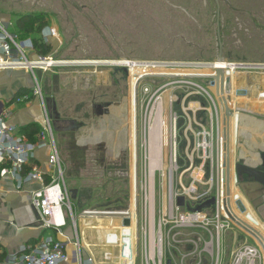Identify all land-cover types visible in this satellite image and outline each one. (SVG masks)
<instances>
[{"label":"rangeland","instance_id":"rangeland-1","mask_svg":"<svg viewBox=\"0 0 264 264\" xmlns=\"http://www.w3.org/2000/svg\"><path fill=\"white\" fill-rule=\"evenodd\" d=\"M217 3L225 63L264 64V0ZM25 15H44L46 26L41 30L36 25L19 29L17 20ZM216 20V0H0V23L18 46L34 50L33 40L40 39L51 48L49 54L41 57L66 62H155L183 65L172 69L193 71L195 65L206 67L216 62ZM51 28L56 31L54 38L49 37ZM205 67L200 70L204 76L161 77L156 72L137 86L134 76L109 65H69L50 72L35 71L56 132V122L63 123L57 143L63 152L64 166L69 165L67 175L71 181L67 182L74 190L76 200H72L78 212H124L129 209L132 195H140L138 186L143 180L151 184L155 210L159 204L167 210L170 170L174 191L187 188L192 177L199 180V191L205 190V183L212 176L211 198H220L225 170L215 131L213 168L210 164L204 168L200 157L194 154L195 134L211 130L206 126L205 115L212 108L214 115L219 112L210 90L209 77L214 72ZM28 76L34 87L31 74ZM53 89L59 94L55 101ZM158 99L163 101L161 114L165 121L177 117L176 165L172 163L169 138L160 147V158L156 142L163 143V139H152L160 131L155 120L157 109H161ZM95 107H107L111 116L95 114ZM149 126L153 127L148 135ZM100 132L106 138H100ZM163 133L167 136V127ZM190 165L197 171L189 169ZM236 214L241 216L237 211ZM95 222L91 218L81 224L84 244L89 248L86 252L93 255L97 264H107L108 255L114 263L116 256L102 247L105 231L87 227L98 225Z\"/></svg>","mask_w":264,"mask_h":264},{"label":"built area","instance_id":"built-area-1","mask_svg":"<svg viewBox=\"0 0 264 264\" xmlns=\"http://www.w3.org/2000/svg\"><path fill=\"white\" fill-rule=\"evenodd\" d=\"M49 37H56L54 28L49 30ZM33 52L34 50H30V48L18 46L15 38L9 35L0 23V72L24 71L31 74L34 80L31 94L19 96L11 106L26 105L35 99L39 108V114L35 119V123L39 126L37 141L31 143L22 135L18 127L10 123V108L1 106L0 170L16 183L18 190L22 188L24 181L37 186L38 189L31 192V206L36 212L39 228L48 232L49 235L35 246L21 247L15 255L0 259V264H65L70 259L74 260L75 264H97L92 254L86 252L84 255L78 237L79 226L82 222L91 218L96 219V215L88 212L79 213L74 208L64 162L57 143L52 113L43 96L40 83L36 80L35 71L50 72L51 69H60L69 65H109L120 68L130 77L133 75L137 80V86L142 79L152 77L161 68L170 70L183 65L126 60L107 62V64H100L96 61L66 62L51 56L33 57ZM216 63L206 67L198 64L193 68L201 70L203 67H211L215 75V71L219 69ZM133 68L137 71L139 69V73L132 74ZM221 69L231 79L238 74H262L264 73V64L225 63ZM214 75L209 77V80H211L210 90L216 98L212 80ZM161 77L164 76L161 75ZM196 78L194 77V79ZM158 101V106L161 105V109H157L155 120L157 126L160 124L159 137L163 139V143L159 140L160 147H164V140L169 138L168 144L173 150L172 163L176 165L177 136L175 128L177 117L171 116L168 121H165L161 114L163 101L162 99H158ZM213 106L216 111V105ZM218 107L219 112L215 114L217 120L222 115L220 106L218 105ZM151 127L153 126L148 127V135L151 132ZM166 127L168 128L167 136L163 133ZM210 129L209 132L203 129L195 134L197 142L194 154L200 157L204 168L207 164L213 168L214 132L213 128ZM216 138L218 139V135ZM40 150L47 151L46 167L43 170L37 166H30L34 154ZM189 169L197 171L192 165ZM170 173H172L171 191ZM134 184H137V180H134ZM205 184L209 188L206 187L205 190L200 189L201 191H199V180L192 177L187 188L174 191L173 171L170 170L168 172L167 210L166 206L161 207L160 204L155 210V196L151 195L152 190L149 189L151 184L148 180L141 181L140 185H137L140 195L137 198L136 195L132 196L129 209L120 212L118 219L120 222L115 225L116 232L105 231L103 246L116 251L114 263L111 256H106L107 264H202L204 257L212 255L214 244H219L221 233L231 228H237L224 208L223 188L220 191V198L215 197V204L210 208L201 212L187 211V206L195 210L211 199L213 177L211 176ZM178 197L184 198L185 207L178 208L176 206ZM234 217L236 216L234 215ZM125 220L129 222L127 226H124ZM95 223L97 224V222ZM87 227L100 228L98 225ZM117 237L118 241H116ZM68 252H71L73 257ZM257 253V249L246 248L236 255L235 264H239L244 256L253 257Z\"/></svg>","mask_w":264,"mask_h":264},{"label":"crops","instance_id":"crops-1","mask_svg":"<svg viewBox=\"0 0 264 264\" xmlns=\"http://www.w3.org/2000/svg\"><path fill=\"white\" fill-rule=\"evenodd\" d=\"M31 81L28 74L24 71L0 72V108L2 105L10 108V123L18 127L20 132L23 128L31 124H36L35 119L39 114L38 102L35 99L26 105L11 106L21 96V93L32 91L33 86ZM52 91L54 93L56 92L55 89ZM58 96L59 94H54V101ZM227 102L233 110V118H231L230 122V128L232 127L230 147L232 169L235 164H243L249 168L264 172V73L238 74L237 76L231 77L230 95L227 97ZM212 112L213 108L208 115H205L206 126L213 128V132L215 131L218 138L222 140L220 138L222 137V117H218L219 119L217 120ZM234 119H236L235 124ZM108 121L110 122L111 120L109 119ZM56 125L59 130L57 132L55 131V134L57 141L60 142L61 134L63 133L61 130L63 123L56 122ZM28 133H22V135L30 142L32 139L33 141L37 140L38 133L35 135ZM99 136L100 138L102 136L106 138L104 132H100ZM216 140L221 145L222 152V141L219 142L217 138ZM61 158L65 162L62 151ZM46 162L47 151L40 150L34 154L30 166H37L43 170L46 167ZM68 166L65 165L64 167L67 180L71 181L67 175V171L69 170ZM233 175L231 181L232 195L230 198L232 211L235 209L240 213L234 205L236 201L240 202L245 209V213H240L241 216H238L244 218L248 222V225L254 228L264 239V186L246 177H240L234 185ZM131 185L133 187V182ZM37 189V186L24 181L22 188L18 190L16 183L10 180L0 170V259L15 255L21 247L35 246L44 237L49 235L48 232L39 228L36 212L31 206V192ZM71 193L75 201L76 198L73 189H71ZM79 213L83 212L79 211ZM119 214L111 213L104 215L95 213L96 222L100 225L99 227H107L110 223L109 220L112 221L113 225H117L120 222L118 220L120 217ZM132 225L134 228V222ZM79 227L78 237L84 250V255H86L88 246L84 244L80 231L81 225ZM100 229L102 228L97 229V231H102ZM246 248L257 249L258 253L253 257L249 255L244 256L239 264H264V254L258 243L239 228H231L222 232L219 244H214L212 255L204 257L202 264H235L236 255ZM109 250L116 255L115 250ZM68 254L72 256L71 252H68ZM65 264H75V262L70 259Z\"/></svg>","mask_w":264,"mask_h":264},{"label":"water","instance_id":"water-1","mask_svg":"<svg viewBox=\"0 0 264 264\" xmlns=\"http://www.w3.org/2000/svg\"><path fill=\"white\" fill-rule=\"evenodd\" d=\"M217 29H218V46H219V53L216 58L217 63H224L225 59L222 55V44L220 42V29H219V19H220V12H219V5L217 3ZM213 85L215 88V96L217 98L218 105L220 106L221 111V117H222V159H224L223 162V168L225 169V177H224V188L222 191V195L225 198V206L226 211L229 214L230 220L233 221L237 228L241 229L243 232H245L247 235H249L251 238H253L258 245L260 246L263 254H264V239L262 236L254 230L252 227L247 225L245 222L240 220L237 217H234V214H232L231 209V195H232V188H231V161H230V122L231 118H233V110L229 107L227 98L230 95V88H231V79L225 75V72L223 69L219 68L215 71L214 77H212ZM115 106H118L116 104ZM97 109H101V113H98L97 115L102 116H111L110 110L105 107H97ZM234 173V183L236 184L238 182V179L240 177H246L250 180H254L258 182L259 184L264 186V172L260 170H255L252 168H249L243 164H235L233 168ZM169 183H170V191L172 189V173L169 175ZM183 197H178L176 199V206L178 208L185 207ZM215 204V198L212 197L208 201H206L204 204L198 206L195 208V210H192L189 206H187V211H196L201 212L204 209H208L211 206ZM236 208L239 210L241 214L245 213V209L242 206L240 202H235L234 204ZM233 215H231L230 213ZM128 220L124 221V226L128 225Z\"/></svg>","mask_w":264,"mask_h":264},{"label":"trees","instance_id":"trees-1","mask_svg":"<svg viewBox=\"0 0 264 264\" xmlns=\"http://www.w3.org/2000/svg\"><path fill=\"white\" fill-rule=\"evenodd\" d=\"M46 17L44 15H25L20 17L17 20V27L19 29H23L25 25L28 26V29L31 27H33L34 25L37 26V29L41 30L46 26ZM33 45H34V54L33 57H38V56H43V55H47L50 53V47L43 44L42 41L40 39H34L33 40ZM33 85V84H32ZM25 94H31V91H25L23 93H21L20 95H25ZM22 133H32V134H37L39 132V127L36 124H31L25 128H23L21 130ZM30 140V139H29ZM37 140L33 139L31 140V143H35Z\"/></svg>","mask_w":264,"mask_h":264},{"label":"bare ground","instance_id":"bare-ground-1","mask_svg":"<svg viewBox=\"0 0 264 264\" xmlns=\"http://www.w3.org/2000/svg\"><path fill=\"white\" fill-rule=\"evenodd\" d=\"M85 63H87V62H85ZM100 64H107V62H99ZM84 64V63H83ZM224 64L225 63H216V65H218V67L220 68H223L224 67ZM50 65V64H49ZM141 70H142V68H141ZM139 73V69H138V71L137 70H135L134 68L132 69V74H135V73ZM157 72H160V73H158L159 75H168V76H177V75H189V74H193V75H196V76H204V74H203V72L200 74V70H193V71H178V70H174V69H164V68H161V69H159ZM133 76V75H132ZM142 76V75H141ZM231 131H232V127L230 128V147H231ZM155 135H154V137L152 138L154 141L156 140V137L157 136H159L158 134L156 135V132L154 133ZM153 135V134H152ZM151 135V136H152ZM152 142V141H151ZM157 144H158V148L156 147V149L158 150V153H157V155H158V158H160V143H159V140L156 142ZM156 144V145H157ZM155 159H156V157H155ZM223 162H224V159H223ZM160 166V165H159ZM225 170V169H224ZM231 180H232V166H231ZM237 202V201H236ZM224 208L226 209V206H224ZM228 214V213H227ZM233 214L236 216V217H239L237 214H236V212L233 210ZM228 217H229V214H228ZM230 218V217H229ZM240 218V217H239ZM241 219V218H240ZM242 220V219H241ZM243 222H245L244 220H242ZM133 222H134V218H133ZM246 223V222H245ZM247 224V223H246ZM248 225V224H247ZM97 226V225H96ZM98 226H100V225H98ZM250 226V225H249ZM251 227V226H250ZM100 228H102V229H100V230H102V231H108V232H116V226L115 225H113L112 223L111 224H108L107 225V227H104V226H102V227H100ZM254 229V228H253ZM95 230H97V229H95ZM98 234H99V232H98ZM102 235V234H101ZM106 235V234H105ZM104 236V235H103ZM115 240V239H114ZM116 241H118V237L116 238ZM85 243V242H84ZM83 244V243H82ZM86 246V245H85ZM89 249V248H88Z\"/></svg>","mask_w":264,"mask_h":264},{"label":"flooded vegetation","instance_id":"flooded-vegetation-1","mask_svg":"<svg viewBox=\"0 0 264 264\" xmlns=\"http://www.w3.org/2000/svg\"><path fill=\"white\" fill-rule=\"evenodd\" d=\"M93 109L95 111V114L101 113V109H97L96 107ZM115 109H117V108H115ZM116 113H118V112H116ZM116 115H118V114H116Z\"/></svg>","mask_w":264,"mask_h":264}]
</instances>
